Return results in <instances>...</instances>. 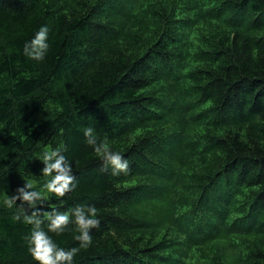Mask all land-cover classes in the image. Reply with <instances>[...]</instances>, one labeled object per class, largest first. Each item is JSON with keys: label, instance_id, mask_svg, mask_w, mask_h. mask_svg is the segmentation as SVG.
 <instances>
[{"label": "trees", "instance_id": "1", "mask_svg": "<svg viewBox=\"0 0 264 264\" xmlns=\"http://www.w3.org/2000/svg\"><path fill=\"white\" fill-rule=\"evenodd\" d=\"M87 128L126 172L104 170ZM57 149L64 197L42 173ZM25 183L65 250L76 225L58 235L44 213L96 207L73 264H264V0H0V264H39L34 209L2 198Z\"/></svg>", "mask_w": 264, "mask_h": 264}, {"label": "clouds", "instance_id": "2", "mask_svg": "<svg viewBox=\"0 0 264 264\" xmlns=\"http://www.w3.org/2000/svg\"><path fill=\"white\" fill-rule=\"evenodd\" d=\"M48 32L49 29L46 26L40 27L35 37L25 44V56L37 61L44 59L49 48L47 43ZM84 136L87 144L92 146L95 153L105 161L104 170L111 166L112 175H119L121 172L128 170V160L119 152L111 151L106 141L97 143L92 128H87L84 131ZM41 161L45 165L42 169L43 175L52 177L45 184L48 192L54 193L57 197H64L66 193L74 189L75 176L72 173L71 165L58 149L44 152ZM32 188L31 183H25L23 187L17 189L16 195L11 196L6 201L8 207H12L17 201H21L34 209L31 215L23 216L24 223L33 225L30 237L26 238L29 244V252L39 264H73L74 257L78 254L80 248H87L92 244L90 230L99 227L100 221L96 218V207L77 206L71 210L74 221L70 219L69 213L55 210L44 213L49 221L47 224L48 231L58 235L65 231L70 222L76 225V231L79 235L74 238L80 242V247L65 250L58 247L47 232L43 230L42 224L44 221L39 218L40 210L37 208V202L42 200V195L38 191H32ZM14 219L19 221L21 216L17 214Z\"/></svg>", "mask_w": 264, "mask_h": 264}, {"label": "rangeland", "instance_id": "3", "mask_svg": "<svg viewBox=\"0 0 264 264\" xmlns=\"http://www.w3.org/2000/svg\"><path fill=\"white\" fill-rule=\"evenodd\" d=\"M34 185V184H33ZM11 196H14V195H12V194H5V195H3L2 196V198L4 199V200H8Z\"/></svg>", "mask_w": 264, "mask_h": 264}]
</instances>
